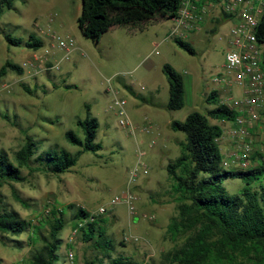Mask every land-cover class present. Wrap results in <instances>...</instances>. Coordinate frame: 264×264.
Wrapping results in <instances>:
<instances>
[{"label":"rangeland","instance_id":"374dc122","mask_svg":"<svg viewBox=\"0 0 264 264\" xmlns=\"http://www.w3.org/2000/svg\"><path fill=\"white\" fill-rule=\"evenodd\" d=\"M82 7L83 0H18L12 10L0 16V69L7 61L23 69L22 75L8 71L0 81V153L15 163V154L28 135L39 142V154L61 149L75 154L79 148L65 135L73 131L83 138L77 121L86 118V106L99 121L96 142L102 145L97 154H82L70 172L52 175L23 169L24 182L3 185L0 192L7 209L33 228L39 227L40 236L34 243L28 230L17 237L7 236L5 243L0 240V264H33V256L49 237V226L43 221L52 219L56 210L65 212L67 222L59 234L63 241L59 254L64 264L71 251L75 264L101 258L91 244L81 241L79 231L74 233L73 215L77 209L106 221L107 236L115 246L113 258L123 256L136 264H161L162 255L174 246L167 241L166 231L170 219L177 215L167 166L181 155L180 143L185 141V135L172 131L170 124L184 122L194 112L206 115L215 108L206 101L207 96L215 89L226 88L214 79L224 70L230 23L217 19L221 21L218 24L215 17H207L199 31L175 37L190 43L196 52L192 56L174 42L175 38H169L175 26L172 19H155L142 30L116 27L106 31L98 43L93 42L78 28ZM3 33L23 41L35 35L45 45L39 51L11 46ZM57 38L74 40V50L68 56L58 48ZM26 62L35 64L40 76L33 66L25 69ZM167 64L183 79L184 107L179 111L166 108L169 84L163 67ZM55 65L58 70H47ZM25 85L32 93L24 89ZM216 92L222 103L228 95L237 97L240 90L233 85ZM116 97L126 102L129 128L119 124ZM211 122L224 129L219 141L221 153H232L233 126ZM244 142L251 145V159L255 153L264 158V113L249 129ZM135 169L139 175L131 181ZM261 184L264 178L252 187ZM224 187L235 196L245 184L229 178ZM127 190L137 197L134 215L124 202L111 204ZM14 192L28 208L16 201ZM70 206L74 208L68 209ZM101 208L106 213L100 214Z\"/></svg>","mask_w":264,"mask_h":264},{"label":"trees","instance_id":"16d2710c","mask_svg":"<svg viewBox=\"0 0 264 264\" xmlns=\"http://www.w3.org/2000/svg\"><path fill=\"white\" fill-rule=\"evenodd\" d=\"M18 0H0V16L14 8ZM182 0H83L82 13L77 20L83 36L98 43L104 33L116 27H138L155 19H173L177 16ZM222 22L225 21L221 19ZM216 23L221 21L215 19ZM6 42L15 47H25L39 51L45 43L31 35L27 41L3 33ZM256 38L264 45V14L259 22ZM174 42L188 54L196 52L190 43L175 38ZM264 71V53L262 60ZM8 71L23 74V69L7 61L0 69V81ZM163 73L169 84L167 110L179 111L184 107V83L182 76L170 65L163 67ZM27 92L32 91L25 85ZM208 103L215 108L206 115L191 113L184 122L173 121L170 128L185 135L180 143L181 155L168 164L167 172L173 181L172 193L176 203L177 215L170 219L166 239L174 243L168 252L162 255L161 264H264V184L252 187L264 178V158L255 153L247 171L227 170L223 167V155L218 140L223 136V128L216 122H233L237 113L230 110L218 99V93L212 91ZM87 116L78 120L77 126L83 138L73 131L66 133V139L79 150L72 154L67 150H51L38 153V143L31 136H26L24 146L15 154V163L8 156L0 153V189L5 184L25 181L23 169L62 175L70 172L78 163L82 154H97L102 145L96 142L100 127L99 121L92 117L89 106ZM4 119L9 116L4 114ZM16 126L15 124H13ZM239 179L245 187L240 194L231 196L227 193L224 182L227 179ZM17 202L28 208L29 205L17 193H13ZM74 206L68 207L73 209ZM52 219L44 220L49 226V237L45 244L33 256V264H64L59 254L63 241L59 234L66 227L65 212H52ZM74 227L78 229L81 241L91 244L98 256L85 264H136L130 258L112 257L115 246L107 236L105 220L91 216L84 209H77L73 215ZM82 223L79 227L78 223ZM32 231L34 243L40 236L39 227H32L20 216L8 210L0 192V240L7 236L17 237ZM19 244V241H14Z\"/></svg>","mask_w":264,"mask_h":264},{"label":"built area","instance_id":"2783aa9c","mask_svg":"<svg viewBox=\"0 0 264 264\" xmlns=\"http://www.w3.org/2000/svg\"><path fill=\"white\" fill-rule=\"evenodd\" d=\"M263 14L264 0H182L177 16L172 19L175 26L169 34L170 39L182 37L188 32L199 31L207 17L223 19L231 25L224 70L214 79L216 84H225L224 86L229 89L234 85L240 90L237 97L228 95L226 101L222 102L237 113L233 122H222L223 125L233 126L230 135L235 143L232 153L222 154L224 167L249 170L253 166L250 155L251 145L244 141L249 136V129L259 122L261 114L264 113V71L262 69L264 45L259 44L256 38V31ZM57 45L66 56L75 47L72 39L57 38ZM27 67L31 68L32 65ZM58 68V65H55L47 70H58ZM114 106L119 109L120 126L131 127V121L125 111L126 102L116 97ZM143 174L148 175V171L143 170ZM138 175L139 172L135 169L131 173V181H134ZM136 201L137 197L127 190L122 198L113 199L111 204L117 205L124 202L130 214L134 215ZM99 212L106 213V209L101 208ZM78 226L81 227L82 223L79 222ZM74 233H78V229H75ZM67 264H75L72 251L68 253Z\"/></svg>","mask_w":264,"mask_h":264},{"label":"crops","instance_id":"0c3cea01","mask_svg":"<svg viewBox=\"0 0 264 264\" xmlns=\"http://www.w3.org/2000/svg\"><path fill=\"white\" fill-rule=\"evenodd\" d=\"M28 65H32V66H33V68H35V69L37 70V71H34V72H35V74H38V75L40 76V72H39L40 70H39V69H37V67H36V65H35V64H33V63H30V62H26V63H25V66H24V68H25V69H27V68H28V67H27ZM28 69H29V68H28ZM38 75H35V76H38ZM6 76H7V75H6ZM6 76H5V77H6ZM220 90H221V91H222V90H223V91H225V90H226V88H224V87H223V88H221V89H215V91H220ZM221 123H222V122H221ZM222 124H223V123H222ZM220 126H221V124H220Z\"/></svg>","mask_w":264,"mask_h":264}]
</instances>
